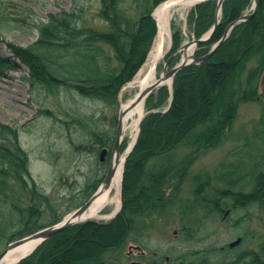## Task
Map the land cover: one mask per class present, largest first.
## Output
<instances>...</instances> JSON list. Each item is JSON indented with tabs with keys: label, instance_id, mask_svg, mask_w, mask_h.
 <instances>
[{
	"label": "trees",
	"instance_id": "obj_1",
	"mask_svg": "<svg viewBox=\"0 0 264 264\" xmlns=\"http://www.w3.org/2000/svg\"><path fill=\"white\" fill-rule=\"evenodd\" d=\"M96 1L100 4L98 17L107 30L80 23L74 10L50 14L45 23L35 24L38 36L29 45L0 39L9 54L0 57V72L16 69L18 62L27 68L24 80L32 90L73 91L82 98L118 107L121 89L144 64L156 36L152 13L169 0ZM1 2L0 20L7 25L12 19L3 15ZM252 4L253 0H224L214 33L196 46L194 56L209 53L227 27L240 20ZM131 8L132 13H127ZM215 20V1L191 9L187 25L193 39L208 33ZM170 26L172 45L166 59L171 58L172 67L179 61L183 36L175 23ZM247 101L259 104V116L250 135L244 137L245 143L233 152L234 161L220 165L214 179L221 186L216 187L210 176H197L193 201L181 202L180 186L189 160L228 138L240 104ZM39 113L53 116L47 109ZM78 120L85 122L96 154L104 148L110 151L113 133L95 129L85 116L79 115ZM183 147L190 148L189 153L174 161L171 154ZM107 164L106 159L103 165ZM102 178L86 185V198ZM120 198L121 209L114 219L88 220L66 228L18 264H120L135 222L170 207L182 216L192 204H203L215 218L252 209L264 215V0H258L254 15L236 24L206 61L177 72L171 91L161 87L150 94L138 138L124 164ZM76 207L73 198L63 206L38 188L29 173L18 129L0 122V240L9 243L56 225ZM244 217L237 218L236 227L244 223ZM249 240L243 236L234 247L192 251L182 255L179 264H264V217L258 245L249 247ZM241 245L244 247H238ZM160 261L155 259L153 264Z\"/></svg>",
	"mask_w": 264,
	"mask_h": 264
},
{
	"label": "rangeland",
	"instance_id": "obj_2",
	"mask_svg": "<svg viewBox=\"0 0 264 264\" xmlns=\"http://www.w3.org/2000/svg\"><path fill=\"white\" fill-rule=\"evenodd\" d=\"M1 1L3 15L12 19L7 25L0 20V39L3 42H12L20 46L29 45L38 36L35 24L45 23L50 14H56L61 10H74L80 16V23L98 30H107L106 23L98 17L100 4L96 0ZM132 10L133 8L129 9L127 13H132ZM20 11H24L22 16L19 14ZM189 11L185 12L184 19L176 13L170 17V25L173 22L182 31V45L196 40L193 39L187 25ZM251 13L252 7L245 11L244 15ZM220 16L221 10L216 16L218 21ZM170 32L171 47V28ZM179 54V61L176 65L182 60V51ZM8 55L4 44L0 43V57L5 58ZM166 57L158 65L159 72L163 69ZM16 64L18 66L16 69H2L0 72V122L18 129L20 146L28 156L29 173L38 188L50 196L55 203L64 206L70 198H73L80 207L90 197L86 198L85 196L86 185L93 184L106 174L111 153L107 151L109 153H106L102 160L99 159L100 155L96 154L94 148L91 147L92 140L89 130L84 121L78 120V116L89 118L92 127L102 132H111L115 138L121 107L135 95V89L128 86L134 78L121 89L118 96L119 106L108 107L100 101L82 98L73 91L59 90V92L43 93L32 90L24 80V77L28 75L27 68L18 62ZM176 65L169 66L168 70ZM158 89L160 88L152 93L156 94ZM41 109L49 110L53 116L39 113ZM145 114L146 101L144 116ZM258 116L259 104L257 102H242L228 138L213 148L200 151L189 160L186 177L180 186L181 202L191 203L193 201L192 192L195 187L193 180L197 176H210L216 187L221 186V183L214 179L220 171V165L234 161L233 152L245 143L244 137L250 135ZM135 133L131 134L130 131L122 133L120 156L124 155L128 149L131 137L134 138ZM78 146L81 148L77 149ZM133 148L131 147L130 150ZM189 151L190 148L183 147L171 156H174V161L179 162ZM106 159L108 164L104 166L103 163ZM101 182L100 180L98 187ZM192 205L189 207L188 204L189 208L185 209L183 216L175 207H170L159 212L158 215L142 218L135 222L134 233L127 241L125 252L120 258V264H130L136 260L137 256H143L145 260L151 258L161 260V264H179L180 257L184 254L196 250H208L211 247L230 246L232 242L237 240L240 242L243 236L250 237V243L247 244L249 247L255 248L258 245V238L262 236V217H264L261 210H241L228 217L225 216L226 212L224 217L215 218L212 213L207 212L203 204ZM112 212L111 206H105L100 214L109 215ZM243 216H245L242 218L244 223L241 222L236 227L237 218ZM112 219L92 220L109 222ZM182 223L184 226L181 225ZM7 245L5 239L0 240V252ZM238 247L243 248L244 245ZM143 262L145 263L144 260Z\"/></svg>",
	"mask_w": 264,
	"mask_h": 264
},
{
	"label": "bare ground",
	"instance_id": "obj_3",
	"mask_svg": "<svg viewBox=\"0 0 264 264\" xmlns=\"http://www.w3.org/2000/svg\"><path fill=\"white\" fill-rule=\"evenodd\" d=\"M201 1L203 0H170L162 3L155 9L153 17L157 22V34L144 64L139 69L134 79L128 85L131 88L135 89V95L133 99H131L121 107V111H124V114L121 118L122 132L130 131V133L132 134L138 130L140 121L144 116L146 98L144 97L138 103L134 105L132 104L134 103V100L137 99V97H139L144 91L149 90L150 88H154L153 91H155L158 87L156 85L157 82L164 75V73L162 71L159 72L157 68L158 65L164 61L169 49L171 48V15L173 13H176L178 14V16H180V18L184 19L185 12L193 9ZM208 1H215L217 3V0H206L203 3ZM193 50L194 46L192 45L187 46L185 49H183L182 59H189L193 53ZM163 84L169 89L171 87V80L169 79ZM133 142L134 138L131 137L128 149L124 152V155L122 154V156H120V160L116 165V170L109 187L93 201L91 206L84 213L80 214L75 219L78 224L90 219H112L113 216L118 212L120 208V190L122 183L124 157L129 153ZM113 163L115 164V160H113ZM105 206H111L113 212L109 215L100 214L101 210ZM76 209L77 207L73 211H75ZM38 244L39 241L28 240L24 244L10 250L2 259L0 264H18L17 262L20 259L33 254L35 250L40 246L39 245L37 247Z\"/></svg>",
	"mask_w": 264,
	"mask_h": 264
},
{
	"label": "water",
	"instance_id": "obj_4",
	"mask_svg": "<svg viewBox=\"0 0 264 264\" xmlns=\"http://www.w3.org/2000/svg\"><path fill=\"white\" fill-rule=\"evenodd\" d=\"M204 1H206V0H203L200 3H203ZM223 1L224 0H217V3H216V16H218V14H219V12H220V10L222 8ZM253 1H254V3H253V6H252V13L250 15H243L240 18V20H238V21L232 23L231 25H229L227 27L222 39L216 45L213 46V48L211 49V51L209 53H207L206 55H204L201 58H196L194 56V52H193L189 59L188 58L187 59L186 58L182 59L179 62V64H177L176 66H174L173 68H171L169 70H168V68H169V63H170L171 58H168L166 60L165 64H164V66H163V69H162V72L164 73V75L157 82L156 85L158 87H164L165 85L163 83L170 79L171 80V86H172L173 77L176 75L177 72H179L185 66L192 65V64H199V63H202V62L206 61L214 53L216 48L227 38V36H228L229 32L231 31V29L237 23L246 21V20L250 19L254 15V13H255V11L257 9L258 0H253ZM217 24H218V19L216 18L214 26L212 27V29L204 37H202L200 39H197V40H193L190 43L183 44L179 51H183V49H185L187 46H191V45L196 47L199 43L209 40L211 38L212 34L214 33ZM153 89L154 88H150L149 90L144 91L139 97H137V99L134 100V103L132 105L138 103L144 97L147 99L149 97V95L152 93ZM170 89H171V87H170ZM132 105H130V106H132ZM123 114H124V111H120L118 122H117V127H116V132H115V138H114V142H113V145H112V148H111V151H110L111 160H110L108 169L106 171V174L104 175V178H103L100 186L97 188V190L89 197V199L84 204H82L79 208H77L75 211H73L70 215L65 217L59 224L54 225V226H50V227H47V228H44V229H41V230L36 231L35 233H33V234L29 235V236H26V237H23V238H20V239H17V240H14V241L8 243V245L0 252V263H1L2 259L6 256V254L10 250H12V249L24 244L28 240L39 241V244L37 245V247H38L44 241H46L50 237L54 236L55 234L65 230L66 228H69V227H71V226H73L75 224H78V222H76L75 219L80 214L84 213L91 206L93 201L97 197H99L103 193L104 190H106L109 187V185L111 183V180H112V178L114 176L115 170H116L115 169L116 165L119 162L120 155H121L120 154V152H121L120 148H121V143H122V139H123L122 138V133L123 132H122V126H121V118H122ZM143 118H144V116L142 117V119ZM142 119H141V121H142ZM141 121H140L138 130L135 133L136 135L134 136V142H133L132 148L135 146L136 140L138 138ZM131 150L124 157V162L127 159V157L129 156V154L131 153ZM106 153H107L106 149L101 151V154H100V159L101 160L104 158ZM113 160H115V164L113 163ZM123 170H124V167H123ZM120 195H121V190H120ZM120 209H121V206H120L118 212L120 211ZM118 212L113 216V218L118 214ZM238 243H239V240H237L235 242H232L230 244V247H234ZM28 256H26V257H28ZM26 257H24L22 259H25ZM22 259H20L18 262H20ZM130 264H141V263L131 262Z\"/></svg>",
	"mask_w": 264,
	"mask_h": 264
},
{
	"label": "flooded vegetation",
	"instance_id": "obj_5",
	"mask_svg": "<svg viewBox=\"0 0 264 264\" xmlns=\"http://www.w3.org/2000/svg\"><path fill=\"white\" fill-rule=\"evenodd\" d=\"M143 260L145 261V263L143 262ZM152 260H153V258H151L150 260H148V259L145 260V258L143 256H137L136 260L133 261V262H138V263H141V264H153Z\"/></svg>",
	"mask_w": 264,
	"mask_h": 264
}]
</instances>
